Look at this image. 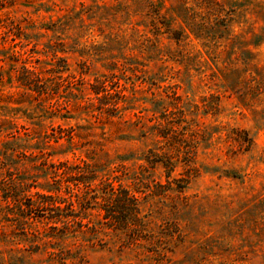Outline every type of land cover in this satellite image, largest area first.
<instances>
[{"label":"rangeland","instance_id":"374dc122","mask_svg":"<svg viewBox=\"0 0 264 264\" xmlns=\"http://www.w3.org/2000/svg\"><path fill=\"white\" fill-rule=\"evenodd\" d=\"M0 264H264V0H0Z\"/></svg>","mask_w":264,"mask_h":264},{"label":"trees","instance_id":"16d2710c","mask_svg":"<svg viewBox=\"0 0 264 264\" xmlns=\"http://www.w3.org/2000/svg\"><path fill=\"white\" fill-rule=\"evenodd\" d=\"M147 160V159H146ZM149 159L147 160V162ZM61 174L63 176L66 175L67 178H73L72 180L76 182H82V176L85 177V173L83 170H78L77 167L72 168H65L61 171ZM69 182V181H68ZM61 185L59 184L58 187L46 189L44 192H36L34 195L37 200L36 203H40V206L45 208L44 210H47L48 212V218L53 221L54 224L59 222L62 217L65 218H72V214L69 215H63L62 213L64 211H67L68 206H70L71 212L75 211L74 204L76 203L75 199L73 200L72 196L69 195L68 198L61 196ZM110 195L108 196V199H106L104 202L112 204V207L109 209H103L105 210L104 219H109L112 222H118L124 223L127 221V219H123V217L118 218V216L113 215L110 212H118L119 215H127L128 210L125 208L126 205H129L126 202H131L132 205H135L136 198L134 196H130V194L127 191H120L119 189L115 187L110 188ZM31 199H33L31 197ZM32 204L27 205L29 207ZM114 207V210L112 209ZM51 213V214H49ZM126 213V214H125ZM126 217V216H124ZM55 228V227H54Z\"/></svg>","mask_w":264,"mask_h":264}]
</instances>
